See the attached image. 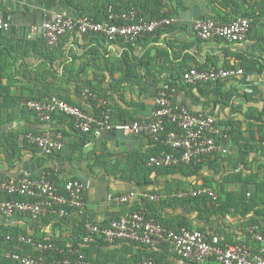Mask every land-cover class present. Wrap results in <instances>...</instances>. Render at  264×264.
I'll return each mask as SVG.
<instances>
[{"label": "crops", "instance_id": "obj_1", "mask_svg": "<svg viewBox=\"0 0 264 264\" xmlns=\"http://www.w3.org/2000/svg\"><path fill=\"white\" fill-rule=\"evenodd\" d=\"M59 1L0 0V19L10 25L9 30L0 31V181L24 173L36 179L48 175L62 188L65 181L75 179L84 186V209L82 215L71 211L70 222L60 225H56V220L44 225L43 217L33 224L24 215H0V225L37 239L64 241L81 228L84 218L104 225L139 209L170 224H180L184 219L192 228L219 237L224 245L246 241L257 250L247 237L251 228L247 225L253 215L199 217L190 206L178 207L172 201L178 199V193L201 189L205 184H211L202 189L212 191L214 200L221 191H236L239 195L243 190L239 185L227 184L221 178L237 171L259 177V165L264 162L259 150L245 152L236 143L239 140L256 146L259 141V121L251 118L259 117L264 109V17L259 18L251 10L259 0H72L76 7L62 6ZM107 1L120 9L136 7L144 20L164 16L175 22L142 37L132 47L121 40L85 37L76 31L65 34L54 48L44 41L40 33L42 22L52 21L57 15L77 17L87 13L102 17L103 9L99 7ZM249 13L253 14L249 16V32L238 43L202 41L192 28L197 20L230 23ZM190 67H239L243 75L194 86L182 79L183 71ZM164 85L171 86L169 98L174 105L217 120L215 142L224 152L214 153L196 171L187 167L152 170L146 165L147 159L165 151L159 142L146 136L109 129L102 130L98 137L84 135L75 131L71 120L60 113L54 114L50 122H40L25 107L28 99L57 95L95 113L98 102L88 99L87 94L93 91L106 102L113 122L143 120L151 116ZM48 130L62 133L64 147L45 156L26 141L25 135ZM131 192L135 196L127 202L113 201L114 197ZM155 194L156 201L146 197ZM255 218L259 223V216ZM162 247L122 241L97 243L94 259L96 264H140L149 257L157 264L152 259L154 254L160 264H200L185 261Z\"/></svg>", "mask_w": 264, "mask_h": 264}, {"label": "built area", "instance_id": "obj_2", "mask_svg": "<svg viewBox=\"0 0 264 264\" xmlns=\"http://www.w3.org/2000/svg\"><path fill=\"white\" fill-rule=\"evenodd\" d=\"M108 12V21L102 23L85 17L57 15L52 21L42 22L40 33L47 45L53 48L65 34L72 31L82 36L90 33L99 34L109 41L121 40L127 45H133L142 37L154 34L175 22L174 19L167 17L144 20L132 9L117 12L109 7ZM9 27L8 23L0 19V31H7ZM30 28L35 31L34 27ZM192 28L202 41L220 39L228 43H238L246 38L250 29V20L238 18L230 23H221L212 19L197 20ZM242 75L243 70L239 67L219 69L190 67L183 71L182 79L188 85L216 84ZM171 93L172 89L165 86L156 99L151 116L143 120L113 122L106 102L93 95L91 96L97 100L100 108L98 115L69 104L57 95L42 100L28 99L25 101V107L33 112L40 122H50L54 114L60 113L68 117L73 127L80 133L98 137L102 130L109 129L143 135L171 149L169 153L162 152L149 157L150 167L192 165L202 157L219 151L224 152L215 142V135L218 133L216 118L193 114L184 106L174 105L169 98ZM167 124L175 128L167 130ZM25 139L45 156L58 153L64 147L63 135L58 130H48L38 134L30 132L26 134ZM62 189L63 193H60L53 181L32 178L28 173L2 180L0 181V215L4 218L24 215L33 224H38L47 212L59 217H70L71 211L82 215L85 205L83 184L77 180H67L62 185ZM202 195L214 198L213 192L207 189L180 192L176 197L189 198ZM133 196L135 193L131 192L114 197L113 201L125 203ZM19 197L26 200L17 199ZM146 197L150 201L158 199L156 194ZM84 229L86 235L82 238V245H88L100 236L107 245L117 241L143 244L150 248L167 245L176 256L192 263L201 264L213 259L217 264H264V231L259 226L251 227L249 230L250 239L258 247L255 252L241 241L222 247L217 236H209L198 230L186 228H166L160 221L147 217L146 213L139 209L115 217L105 225L87 220ZM6 241L13 243L14 249H9L12 246L1 247L0 259L8 260L12 264H85L82 256L75 262L69 259H61L53 263L45 262L43 256L38 253L52 250L53 245L35 241L30 236L19 235L18 238L7 236ZM143 264L154 263L148 259Z\"/></svg>", "mask_w": 264, "mask_h": 264}, {"label": "trees", "instance_id": "obj_3", "mask_svg": "<svg viewBox=\"0 0 264 264\" xmlns=\"http://www.w3.org/2000/svg\"><path fill=\"white\" fill-rule=\"evenodd\" d=\"M59 2H61L60 4L62 6H68V7H76L77 6L74 4V2L72 0H65V1L60 0ZM52 3L55 4L53 1H52ZM109 7H112L113 10L117 11V12H126V11H129L131 9L138 12L136 7H128L126 9H120V8L116 7V5L112 1H107V2H103L102 6L99 7L101 9H103L102 10L103 11L102 17H97V15H90L87 13L78 14L77 17H85V18L92 20L94 22L102 23V22L108 21V14H109L108 9H109ZM251 10L253 13L256 12L257 16H259V18H263L264 17V0L255 1V4L253 7H251ZM96 11H97V9H96ZM251 15H253V14H250V13L244 14L241 16V18H246L249 20V16H251ZM138 17L143 18L142 15L140 16V14L138 15ZM159 17H164V16H158L157 18H159ZM157 18L154 17L152 19H157ZM152 19H150V20H152ZM86 36H92V37L100 36V37L105 38L107 41H109L106 37L101 36L99 34L90 33ZM127 46L132 47V45H127ZM197 85H199V84H197ZM202 85H212V84H202ZM167 87L169 89H171L170 85H167ZM163 90H164V87H163V89H161V91H163ZM87 94H88V99H90L92 101L94 100V97H92L91 95H93V96H95V98H97V92L90 91V92H87ZM99 110H100V108L97 109V103H96V107L94 108V112L96 115L99 114ZM31 113H33V112H31ZM54 117L55 116H53L52 119ZM111 117H112V114H111ZM66 118H68V117H66ZM251 118H252V120L259 121L258 145L251 146L248 142L243 143L239 140H237L236 143L240 146V149H242L245 152H248V150H251L254 152L259 150V156L264 159V109L260 110L259 117L255 118L254 116H252ZM171 128H175V126L170 125V124L166 125L167 130H169ZM75 131H77V130L75 129ZM81 134H84V133H81ZM164 134H165V132L163 133V135ZM84 135H90V134H84ZM158 145L166 153L171 152V149L168 147H165L163 144H161V142H159ZM212 156H214V154L206 156V157H202L201 160L196 162L195 164L187 165V166L180 165V166H176V167H180V168L187 167L191 170L196 171L198 169L199 165H202L205 160L209 159ZM148 159L146 161V165H148ZM150 168H152V170L158 171V172H161L163 169H167V168H163V167H150ZM42 178L53 181L52 180L53 178L51 176H48V175L47 176L45 175ZM72 180H75V179H72ZM221 181H223L227 184L239 185L243 190L240 192L239 195L236 191H226L223 193H222V191L217 192L216 200H214L213 198L208 197L206 195H202V196H197V197H192V198H180V199L178 198V199L173 200L172 203L178 207L179 206L180 207L190 206L193 211L198 212L199 217L200 216L203 217L204 215L206 217L207 216L210 217V216L227 215V214L232 215V216L237 215V214L242 215V216H245L247 214L253 215L254 218L251 219V221L249 222V224L247 226L248 227L259 226V228H261L264 231V162L259 165V177L256 174L243 175L241 171H237V172L229 173L228 175L224 176L223 178H221ZM206 183H208L207 180H206ZM55 185L58 187L59 192L63 193V189L60 186H58L56 183H55ZM210 185L205 184L201 187V189L204 187H209ZM248 186H250V188ZM17 199L26 200L25 198H21V197H19ZM68 210L70 211V209H68ZM256 216H259V223H258L257 219L255 218ZM42 217H41L42 223L44 225H48V224H50V222H52L54 220H56V225H60L62 223L70 222L69 217H59V216L52 214L50 212H47ZM147 217L151 218L148 215H147ZM154 219L157 221H160L162 225H164L166 228H169V229L186 228L189 230H198V231L204 233L203 229L192 228L190 223H188L184 219L181 221L180 224H178V222L177 223L173 222L172 224H170L169 222L164 221L161 218L158 219V218L154 217ZM261 222L263 224H261ZM85 223H86V220L84 218V220L82 219V221L80 222L81 228H79L78 231L75 233L72 232L70 234V236L68 238H66V240H64V241L54 240L52 238H46V237H42L40 239H37L35 237H31L35 241L47 242V243H51L53 245L52 250H47L43 253H38V254H41L43 256V258L45 259V262H47V263H53L54 261H58L61 259H69L71 262H75L80 256H82V261L85 264H89L90 262L92 264H96V260L94 259V257H95V253H97V243H101L103 245H107V244L104 243L103 239L100 236H97L94 242H92L88 245H82L81 244L82 238L84 235H86V232L84 229ZM19 235L28 236L26 233L19 234L18 232L16 233L13 230L8 229L6 227H2L0 225V248L1 247H10L13 245V243L6 241L7 236H12L14 238H18ZM249 236H250V234L248 232L247 237H249ZM117 242H119V241H117ZM122 242H128V241H122ZM128 243H132V242H128ZM235 243L236 242H234L233 244H235ZM133 244L145 246L143 244H137V243H133ZM245 244L253 252L256 251V250H253V248L251 246H249L246 243V241H245ZM69 245L71 246V248H69L70 247ZM221 246L222 247H228L227 244L224 245V244H222V242H221ZM13 247L14 246L10 247L9 249H14ZM145 247H147V246H145ZM162 248H164V249L168 248L169 249V247L167 245H164ZM152 256H153L152 259H154L157 264H160V261L158 260V258H156L154 254ZM148 258L147 257L144 258L140 264H143L146 260H148ZM0 263L1 264H12L10 261H8V260L6 261L4 259H0ZM206 264H217V263L213 259H209Z\"/></svg>", "mask_w": 264, "mask_h": 264}]
</instances>
